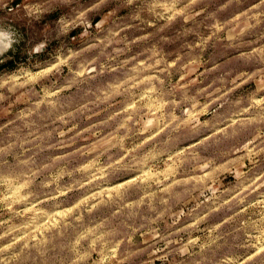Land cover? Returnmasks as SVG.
Returning <instances> with one entry per match:
<instances>
[{"label": "clouds", "instance_id": "obj_1", "mask_svg": "<svg viewBox=\"0 0 264 264\" xmlns=\"http://www.w3.org/2000/svg\"><path fill=\"white\" fill-rule=\"evenodd\" d=\"M0 264H264V0H0Z\"/></svg>", "mask_w": 264, "mask_h": 264}]
</instances>
